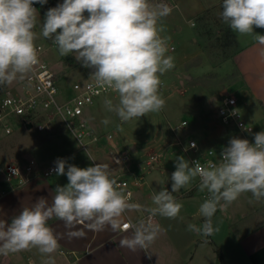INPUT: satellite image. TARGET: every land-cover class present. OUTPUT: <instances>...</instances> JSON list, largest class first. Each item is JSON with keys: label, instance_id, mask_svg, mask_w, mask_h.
Segmentation results:
<instances>
[{"label": "clouds", "instance_id": "obj_1", "mask_svg": "<svg viewBox=\"0 0 264 264\" xmlns=\"http://www.w3.org/2000/svg\"><path fill=\"white\" fill-rule=\"evenodd\" d=\"M46 2L0 0V86L23 79L39 63L34 31L39 13L33 5ZM222 9V20L231 30L240 36L252 35L264 46V35L254 32V28H264V0H222ZM170 13L166 3L154 4L151 0H63L46 12L42 35L57 46L62 57L75 53L83 67L92 69L90 77L95 86L117 94V103L111 99L104 103L108 111L126 123L165 106L161 77L175 65L159 25ZM175 166L171 191L162 188L154 192V207L148 209L149 213L153 217L177 218L183 205L173 193L198 178L200 191L208 193L199 207L204 222L201 226L189 224L188 230L211 237L219 231L212 222L218 210H225L244 193L250 192L256 201L264 199V131L255 133L254 143L230 139L219 163L191 165L180 156ZM65 169L66 161L57 159L53 171L66 175L68 183L55 188L51 203L41 197L31 207H24L10 223L0 219V255L35 248L48 257L44 264H55L52 254L60 245L49 226L51 219L63 221L66 226L90 222L92 229L111 224L115 230L126 211L139 207L119 190L110 165L95 163L80 168L68 164ZM132 228L131 236L120 240L121 247L146 250L155 241L157 229L151 224Z\"/></svg>", "mask_w": 264, "mask_h": 264}, {"label": "rangeland", "instance_id": "obj_2", "mask_svg": "<svg viewBox=\"0 0 264 264\" xmlns=\"http://www.w3.org/2000/svg\"><path fill=\"white\" fill-rule=\"evenodd\" d=\"M60 1L63 0L57 2ZM151 2L166 3L171 8V13L163 18L159 25L162 28L161 36L175 46V50L168 53L173 57L175 67L161 77L163 87L160 92L165 99V106L159 112L149 113L126 123L122 122L115 112L107 109L104 113V120L109 121L108 124H104V129L108 133L117 134L115 141L121 144V150L124 148L128 150L131 158L129 169L122 161L118 167L122 174L120 177L128 179L133 178L131 171L136 169L145 176L149 173L160 175L158 170L165 168L176 170L175 159L180 156L193 165L191 158L197 154L191 151L185 153L175 144L160 152L159 163L152 167L145 164L146 159L153 152H157L150 144L159 138L162 132L168 142L179 139L184 145H188L189 140L194 139L199 143L201 151L209 147L223 149L234 137L246 139L233 125H224L218 119V108L223 92L236 95L245 119L255 126L253 133L247 136L250 142L254 143L255 133L264 131L259 128L260 122L256 118V111H259L260 107L248 99L243 77L234 63V57L241 46L251 42L254 36H240L222 20V0H151ZM38 13V22L34 29L37 37L35 44L46 47L51 41L42 35V21L46 14L39 11ZM199 14L205 19L197 24L195 17ZM220 29L222 31H219ZM254 32L263 34L264 28H254ZM69 55L75 58V53ZM43 57L57 72L59 87L66 95L71 93V86L76 80L83 79L93 71L83 67L76 59L75 62L65 64L57 46L45 51ZM21 80L17 79L11 85L0 86V100L9 91L13 92L18 87L16 83ZM111 96L113 103H117L118 98ZM95 114V106L86 108L87 120L92 119ZM183 120L187 121V125L180 126ZM57 126L53 133H44L17 123L11 136L0 139V165L11 159L25 162L31 158L36 159L41 166L50 165L60 156L67 157L73 154L77 159L84 156L90 160H101V154L95 150L93 144L88 145V152L67 129L61 125ZM207 126L212 128L210 136L214 141L213 146L204 143L208 140V135L203 133ZM168 130L169 136L166 135ZM102 142L106 144L105 140ZM133 142L137 146L135 151L130 148ZM108 148L106 144V149ZM169 161H172V164ZM171 174L167 173L170 177ZM3 180L4 175L0 172V181ZM205 192L206 190L201 192L198 189L196 193L199 196Z\"/></svg>", "mask_w": 264, "mask_h": 264}, {"label": "crops", "instance_id": "obj_3", "mask_svg": "<svg viewBox=\"0 0 264 264\" xmlns=\"http://www.w3.org/2000/svg\"><path fill=\"white\" fill-rule=\"evenodd\" d=\"M62 60L64 61L63 57ZM64 63L66 64L65 61ZM234 63L243 77L248 99L260 107L259 111H256V118L260 122L259 128L264 129V46H260L253 39L241 46L240 51L234 57ZM89 77L90 75L78 80H86ZM21 82H17L16 85L19 86ZM111 95L118 98L117 94L100 97L91 106L96 107L95 116L92 119L88 118L93 131L101 136V140L93 144L95 150L100 152L101 160H90L84 156L77 159L74 154L68 155L67 160L80 168L94 166L95 163L110 165L111 176L114 179H124L131 184L134 193L128 200L139 207L126 211L115 230L111 224L92 229L89 227L90 222L66 226L63 221L56 218L51 219L48 222L49 226L57 234L60 245L58 250L52 254L55 264H70L71 259L59 253L61 249L78 253L81 256L79 264H217L219 252L223 255L224 264H264V199L256 201L250 192L242 194L225 210L216 212L212 222L214 228L218 227L219 231L211 237L198 235L188 230L189 224L201 226L204 222V218L199 214V207L205 198L203 193L197 196L199 184L196 179L188 186L173 193L177 202L183 205L177 218L151 216L148 209L154 207L151 200L152 194L162 188L171 191L172 181L167 173H173L175 170L164 167L165 169L158 170L160 175L149 173L145 176L136 169L137 165L136 170L131 171L133 178L120 177L122 174L118 167L121 161L106 141L105 136L110 132L104 129L103 123L104 113L107 110L104 102L111 99ZM211 131L212 128L209 126L204 128L203 133L208 135V140L204 143L213 146ZM169 134L168 130L166 135L169 136ZM245 137L248 139L247 136ZM104 140L109 147L108 150L106 144L102 142ZM167 140L162 132L150 146L152 149H157V152L165 151L174 144V141L168 142ZM115 142L121 149V144L118 141ZM130 148L137 150L134 142ZM169 163L172 164V161ZM126 168L130 167L126 166ZM133 173L143 174L144 178L137 180ZM67 183L66 175L57 174L47 178H34L22 186H12L5 180L0 181V219L10 223L11 219L18 215L24 207H31L41 197L51 203L55 188ZM200 197L202 199H199ZM127 221L131 223V226L122 228L123 223ZM141 224L145 226L151 224L157 229L155 241L146 250L138 248L136 251H130L127 247H121L120 240L131 236L132 226L139 227ZM47 259V256L33 248L6 256L0 255V264H30V262L44 264Z\"/></svg>", "mask_w": 264, "mask_h": 264}, {"label": "built area", "instance_id": "obj_4", "mask_svg": "<svg viewBox=\"0 0 264 264\" xmlns=\"http://www.w3.org/2000/svg\"><path fill=\"white\" fill-rule=\"evenodd\" d=\"M57 1L47 0L44 5ZM41 6L39 3L33 5V7L42 13ZM53 46L56 45L52 41L46 47L42 44L36 46L39 54V63L31 73L27 74L26 78L20 83V86L13 92L9 91L6 93L0 100V139L11 136L15 132L17 123L25 127L28 124H32L34 130L44 133H53L58 128L57 125H61L74 136L84 150L89 152L88 145L98 143L101 140V136L93 131L87 120L86 108L91 107L100 97L116 93L111 89L95 86L94 80L89 77L86 80L75 81L71 86V93L64 94L58 84L57 72L51 68L43 57L44 52ZM168 47L169 51L175 50V46L171 43H168ZM162 87L163 82L160 90H162ZM218 118L224 125H233L245 136L252 134L255 128L245 119L240 109L239 99L235 94L230 92H223L221 94ZM185 125H187V121L183 120L180 126ZM245 129H250V131ZM116 135V133L107 134L105 136L106 141L112 150L116 152L119 160L129 167L131 158L128 150L126 148L124 150L120 149L117 142L114 141ZM174 144L180 146L185 153L191 151L197 154L191 158L193 165L195 162L201 166H205L210 162H220L223 149L210 147L205 151H201L199 143L194 139L189 140L188 145H184L179 139ZM193 144H195V147L192 146ZM58 159L66 161L65 171H67L68 164L73 165L65 156H60ZM159 161L160 152H153L146 159L145 164L152 167L156 163H159ZM55 162L50 165L41 166L34 158L28 159L25 162L11 159L0 165V172H2L8 184L22 186L34 178H47L55 175L56 173L53 171ZM133 175H136L137 180L144 178L143 174L133 173ZM115 180L117 181L119 190L125 194L127 199H131L134 193L131 184L124 179ZM203 197L207 199V191L203 193ZM125 225L130 227L131 223L129 221L123 223L122 228H126ZM59 253L68 256L71 259L70 264H79L81 256L75 251L61 249Z\"/></svg>", "mask_w": 264, "mask_h": 264}, {"label": "trees", "instance_id": "obj_5", "mask_svg": "<svg viewBox=\"0 0 264 264\" xmlns=\"http://www.w3.org/2000/svg\"><path fill=\"white\" fill-rule=\"evenodd\" d=\"M62 2H63V1H60V2H52V3L49 4V5H44V4H43V5L41 6V11H42L43 14H46L47 10H48L50 7L55 6V5H58V4L62 3ZM204 19H205L204 16L201 15V14H199V15H197V16L195 17V20H196V23H197V24L201 23ZM43 21H44V20H43ZM43 21H42V23H43ZM219 31H222V30L220 29ZM206 32H207V31H206ZM63 59H64V61H65L66 63H68V64H69V62H75V58H74L73 56H71V55H69V56H68V55H67V56H64ZM190 192H192V190H191ZM217 264H224V258H223V255H222L221 252H219V261H218Z\"/></svg>", "mask_w": 264, "mask_h": 264}, {"label": "water", "instance_id": "obj_6", "mask_svg": "<svg viewBox=\"0 0 264 264\" xmlns=\"http://www.w3.org/2000/svg\"><path fill=\"white\" fill-rule=\"evenodd\" d=\"M32 127H33L32 124H28V125H27V128H28V129H32Z\"/></svg>", "mask_w": 264, "mask_h": 264}]
</instances>
